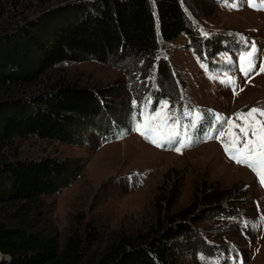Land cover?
<instances>
[{
    "label": "rangeland",
    "instance_id": "obj_1",
    "mask_svg": "<svg viewBox=\"0 0 264 264\" xmlns=\"http://www.w3.org/2000/svg\"><path fill=\"white\" fill-rule=\"evenodd\" d=\"M73 1L81 0H0V34L48 9ZM150 1L156 4L158 0ZM255 2L260 4L261 0ZM233 3L238 7H231ZM192 28L190 35L181 34L171 41L160 38L154 64L135 59L61 63L27 90L32 93L57 80L91 87L119 84L123 89L118 105L121 112L113 115L127 116L123 127H114L101 136L89 130L85 146L37 137L16 138L8 152L13 156L16 147L21 159L45 156L86 159L81 175L69 188L45 198L44 218L37 224L57 234L61 243L75 230L87 237L89 227L95 226L101 237L97 244L88 245L82 264H94L99 252L113 243L117 235L147 231L161 215L166 219L167 214L178 216L185 209L191 219L196 218L193 227L197 233L202 237L210 235L207 242L211 240L224 249L219 259L202 252L197 258L189 257L188 264L217 261L222 264L225 256L232 260L231 264L234 257L236 264L239 261L264 264V222L259 219L264 216V186L252 169L230 159L221 140L215 138L227 128L226 124L221 128L223 119L221 124L216 123V114L235 118L234 114L240 110L264 108V73L257 74L264 62V8L251 7L246 0L219 2L211 16L193 18ZM241 36L255 41L259 50L256 68L249 78L240 72L238 63H233L243 49ZM160 57L169 58L178 92L168 88L163 92L157 90L153 74ZM208 60L207 69L204 61ZM225 74L235 77V94L231 85L221 83ZM156 94L166 95L162 100H167L178 114L183 108L200 114L197 127L189 129L193 142L180 153L169 146L158 147L131 130L130 114L138 112L146 98L150 97L152 103ZM133 99L137 101L135 108ZM157 107L154 102L151 111ZM192 119L189 116L182 122L189 123ZM121 130L124 134L117 138ZM206 133L214 138L208 139ZM223 139L227 140V136ZM211 189H226L231 192L230 198L239 201L233 205L223 201L228 211L224 214L206 211L207 206L199 202V196L204 197ZM195 201L198 203L194 208Z\"/></svg>",
    "mask_w": 264,
    "mask_h": 264
},
{
    "label": "trees",
    "instance_id": "obj_2",
    "mask_svg": "<svg viewBox=\"0 0 264 264\" xmlns=\"http://www.w3.org/2000/svg\"><path fill=\"white\" fill-rule=\"evenodd\" d=\"M219 2L73 1L0 34V252L4 255L0 264H82L88 245L97 244L101 237L90 226L87 237L75 230L61 243L57 234L37 227L44 218L45 198L69 188L86 159H21L16 147L13 156L8 153L14 140L37 137L85 146L87 131L101 136L128 121L123 114L113 116L121 112L119 84L91 87L57 80L38 91L27 90L61 63L135 59L154 64L160 38L171 41L190 35L193 18L211 16ZM153 77L157 90L179 91L169 58L157 60ZM163 97L167 96L154 95L155 105ZM230 194L226 189H211L199 196V202L206 204V211L224 214L228 212L224 202L239 201ZM187 213L188 209L178 216L169 213L166 219L161 215L147 231L117 235L94 264H188L189 257L197 258L202 252L219 259L224 249L207 242L210 235L200 236L193 227L196 218ZM221 263L232 260L225 256Z\"/></svg>",
    "mask_w": 264,
    "mask_h": 264
},
{
    "label": "snow or ice",
    "instance_id": "obj_3",
    "mask_svg": "<svg viewBox=\"0 0 264 264\" xmlns=\"http://www.w3.org/2000/svg\"><path fill=\"white\" fill-rule=\"evenodd\" d=\"M221 2L227 4L228 0H221ZM246 2L251 7L264 8V0H261L260 4H257L255 0H246ZM230 6L238 7L235 3ZM203 35L207 36L208 33H203ZM240 42L243 44V49L240 51L237 61L233 62L231 57H226V60L238 63L240 72L245 78H249V74L256 68V57L259 50L255 41H249L241 36ZM259 73H264V62H261L259 66L257 74ZM149 79H153V77H149ZM221 83L231 85L235 94V77L225 74ZM150 103L151 98H146L139 111L130 114L131 130L140 133L158 147L169 146L178 153L182 152L183 148L190 146L193 140L189 129L197 127L200 114L198 112L193 114L185 108L183 114L180 115L175 108H170L167 100H160L154 111L146 112L145 109ZM132 104L135 108L137 101L133 99ZM189 116H193V119L189 123H183V118ZM234 117L222 118L219 114L215 115L217 124H221L223 119L221 128L224 124L227 125L226 130H220L219 135L215 138L221 140L225 153L230 159L252 169L259 177L261 185L264 186V108L252 107L247 112L240 110L234 114ZM236 129L238 132L235 131ZM212 130L216 131V129ZM123 134L124 132L121 130L117 138ZM206 136L208 139L214 138L210 133H206ZM225 136H227V140L223 139ZM259 219L264 222V216ZM233 260L236 264L237 258L234 257ZM216 264H219V261ZM238 264H243V261H239Z\"/></svg>",
    "mask_w": 264,
    "mask_h": 264
},
{
    "label": "water",
    "instance_id": "obj_4",
    "mask_svg": "<svg viewBox=\"0 0 264 264\" xmlns=\"http://www.w3.org/2000/svg\"><path fill=\"white\" fill-rule=\"evenodd\" d=\"M0 257L3 258L4 255L0 252ZM7 259H9V257H7Z\"/></svg>",
    "mask_w": 264,
    "mask_h": 264
},
{
    "label": "bare ground",
    "instance_id": "obj_5",
    "mask_svg": "<svg viewBox=\"0 0 264 264\" xmlns=\"http://www.w3.org/2000/svg\"><path fill=\"white\" fill-rule=\"evenodd\" d=\"M239 173V172H238Z\"/></svg>",
    "mask_w": 264,
    "mask_h": 264
}]
</instances>
